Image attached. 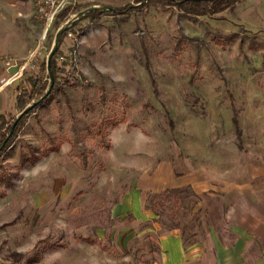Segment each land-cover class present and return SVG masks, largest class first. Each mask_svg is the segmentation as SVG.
Wrapping results in <instances>:
<instances>
[{
  "label": "rangeland",
  "instance_id": "obj_1",
  "mask_svg": "<svg viewBox=\"0 0 264 264\" xmlns=\"http://www.w3.org/2000/svg\"><path fill=\"white\" fill-rule=\"evenodd\" d=\"M64 11L48 26L36 0H0L8 125L56 46L62 84L0 155V264L264 261V0Z\"/></svg>",
  "mask_w": 264,
  "mask_h": 264
},
{
  "label": "trees",
  "instance_id": "obj_2",
  "mask_svg": "<svg viewBox=\"0 0 264 264\" xmlns=\"http://www.w3.org/2000/svg\"><path fill=\"white\" fill-rule=\"evenodd\" d=\"M137 1L142 2L144 0H137ZM149 1L152 2L158 1L168 6H174L183 13L191 16H203V15H214L217 13H221L227 9H231L235 7L242 0H149ZM92 13H93L92 16L93 20L99 18V16H102L103 14L99 10H95ZM59 72H60V67L57 63V59L55 58V54H54L53 57L48 62V64L46 65L44 63L40 65L38 68V74L31 77L30 82L32 83V88L29 92L27 90L21 92V94L17 97V106L24 111L28 107V105L31 102H33V100L43 96L47 92L48 88L51 86L52 78H53L54 79L53 90L49 95H47L44 98L43 102H45L58 87L62 86ZM154 85H156L155 82ZM100 92H101L100 94L101 104L103 106H106L108 103L107 90L104 86H102L100 88ZM155 94L158 95L159 91L155 90ZM229 96L231 99V105L233 111V124L239 140L242 141L240 121H239V109L235 105V99L231 91L229 92ZM40 104L41 103L38 102L33 108L24 112V114L19 118L16 124L13 135L9 138V140L6 142L4 147H2V144L7 138L8 133L12 125L15 123L16 119L13 121L12 124L8 125V122L5 120V114L0 115V155L10 145L12 138L17 134L20 127L23 125L25 119L27 118V116ZM105 127H106V120H102L99 124V136L101 137L102 140H104L106 133ZM83 164L84 166H87L88 164L87 155L85 154L83 156Z\"/></svg>",
  "mask_w": 264,
  "mask_h": 264
},
{
  "label": "built area",
  "instance_id": "obj_3",
  "mask_svg": "<svg viewBox=\"0 0 264 264\" xmlns=\"http://www.w3.org/2000/svg\"><path fill=\"white\" fill-rule=\"evenodd\" d=\"M72 2L73 0H36V10L46 25L51 26Z\"/></svg>",
  "mask_w": 264,
  "mask_h": 264
},
{
  "label": "water",
  "instance_id": "obj_4",
  "mask_svg": "<svg viewBox=\"0 0 264 264\" xmlns=\"http://www.w3.org/2000/svg\"><path fill=\"white\" fill-rule=\"evenodd\" d=\"M93 10H99V8H98V7H92V8H90V9H87L86 11L82 12V14H86V13L91 12V11H93ZM67 27H68V26H66V27L64 28V30H65ZM56 48H57V46L55 47L54 51L52 52L50 59H51V58L53 57V55L55 54ZM50 59H49V61H50ZM53 85H54V79L52 78V83H51L50 89L48 90L47 94H46L44 97H42V98L40 99L39 102L43 101L44 98H45L47 95H49V94L51 93L52 88H53ZM36 104H37V103H33L32 105L28 106V107H27V108H26V109H25V110L19 115V117H17V119H16L15 123L13 124V126H12V128H11V130H10V133H9L7 139L5 140V142L3 143V146H2V147H4V145L6 144V142H7V141L9 140V138L12 136V134H13V132H14V129H15V127H16V124H17L19 118L24 114V112H26L27 110H30V109L33 108Z\"/></svg>",
  "mask_w": 264,
  "mask_h": 264
},
{
  "label": "crops",
  "instance_id": "obj_5",
  "mask_svg": "<svg viewBox=\"0 0 264 264\" xmlns=\"http://www.w3.org/2000/svg\"><path fill=\"white\" fill-rule=\"evenodd\" d=\"M5 98H6V92L4 91L3 93H0V115L5 113L4 110ZM259 264H264V261L260 262Z\"/></svg>",
  "mask_w": 264,
  "mask_h": 264
}]
</instances>
